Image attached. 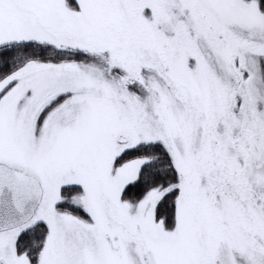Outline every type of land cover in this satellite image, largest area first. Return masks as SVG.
I'll use <instances>...</instances> for the list:
<instances>
[{"label":"snow or ice","instance_id":"snow-or-ice-1","mask_svg":"<svg viewBox=\"0 0 264 264\" xmlns=\"http://www.w3.org/2000/svg\"><path fill=\"white\" fill-rule=\"evenodd\" d=\"M0 264H264V0H0Z\"/></svg>","mask_w":264,"mask_h":264}]
</instances>
